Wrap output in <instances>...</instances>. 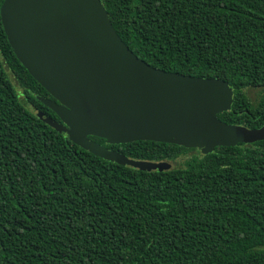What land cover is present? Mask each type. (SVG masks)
I'll return each mask as SVG.
<instances>
[{
    "label": "trees",
    "instance_id": "trees-1",
    "mask_svg": "<svg viewBox=\"0 0 264 264\" xmlns=\"http://www.w3.org/2000/svg\"><path fill=\"white\" fill-rule=\"evenodd\" d=\"M100 1L135 55L226 80L233 102L217 117L264 126V0ZM39 97L51 98L0 18V264H264V140L202 154L89 136L129 158L174 163L145 171L46 124L38 112L59 119Z\"/></svg>",
    "mask_w": 264,
    "mask_h": 264
},
{
    "label": "water",
    "instance_id": "water-1",
    "mask_svg": "<svg viewBox=\"0 0 264 264\" xmlns=\"http://www.w3.org/2000/svg\"><path fill=\"white\" fill-rule=\"evenodd\" d=\"M3 30L17 59L51 96L39 97L59 120L49 126L105 160L140 170H167L169 161L129 158L108 144L152 140L198 148L264 140V126L227 124L226 80L168 72L135 55L115 31L100 0H3Z\"/></svg>",
    "mask_w": 264,
    "mask_h": 264
},
{
    "label": "rangeland",
    "instance_id": "rangeland-1",
    "mask_svg": "<svg viewBox=\"0 0 264 264\" xmlns=\"http://www.w3.org/2000/svg\"><path fill=\"white\" fill-rule=\"evenodd\" d=\"M251 94H252V98H254L255 97V93L252 92ZM171 164L174 165L173 162H171Z\"/></svg>",
    "mask_w": 264,
    "mask_h": 264
}]
</instances>
